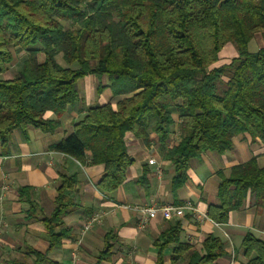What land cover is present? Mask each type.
I'll return each mask as SVG.
<instances>
[{
  "label": "trees",
  "instance_id": "16d2710c",
  "mask_svg": "<svg viewBox=\"0 0 264 264\" xmlns=\"http://www.w3.org/2000/svg\"><path fill=\"white\" fill-rule=\"evenodd\" d=\"M256 36L264 42V0H0V146H8L14 130L53 131L59 123L45 113L59 118L76 106L77 81L93 75L98 89L108 88L118 98L115 108L88 109L53 149L82 165H103L97 189L106 196L123 183L132 163L125 134L145 144L154 134L175 168L176 191L187 180L189 161L202 153L223 154L239 136L264 144V44L248 50ZM228 44L236 56L220 64L219 53ZM22 52L20 71L4 79L6 67ZM173 113L178 141L167 147ZM74 184V177L61 176L54 210L42 219L49 249L70 237L62 219L76 207L65 194ZM248 194L264 210V167L255 159L221 177L207 217L225 223ZM180 231L175 223L158 240L160 247L174 245L173 262L214 264L223 255L218 238L208 236L200 254L179 242ZM241 250L244 260L238 264H264V241L248 234ZM10 264L55 262L25 248Z\"/></svg>",
  "mask_w": 264,
  "mask_h": 264
},
{
  "label": "crops",
  "instance_id": "0c3cea01",
  "mask_svg": "<svg viewBox=\"0 0 264 264\" xmlns=\"http://www.w3.org/2000/svg\"><path fill=\"white\" fill-rule=\"evenodd\" d=\"M256 37L254 41L259 40L256 50L253 48L254 41L251 44L253 51L248 44L251 53L264 44L260 36ZM225 49L229 51V59L236 56L229 45L220 53ZM17 63L12 78L20 71L21 65ZM10 66L2 75L4 79H9L5 74ZM78 81H81L77 88L80 99L76 106L59 118L51 112L45 113V119H57L59 123L53 131L28 127L23 134L14 130L8 146H0V264H10L11 260L19 259L25 248L46 253L55 264H72L74 251L77 253L76 264H186L180 259L173 262V244L160 247L158 243L161 234L175 223L181 230L179 242L187 245L189 250L201 254L202 243L208 236L222 242L223 255L214 264L243 262L241 243L248 234L264 241V210L254 205L250 194L241 208L229 213L223 224L212 222L206 213L208 206L216 204L221 177H227L231 168L252 159L259 167H264V144L239 136L233 138L231 149L223 154L202 153L189 161L187 180L181 188L173 191L175 168L163 158L157 137L150 134L149 144H145L128 132L124 142L132 163L125 170L123 183L104 197L97 189L103 165H82L53 149L73 133L75 124L88 109L107 104L115 108L118 101L108 88H97L98 81L93 75ZM101 84H107L104 78ZM106 90L110 97L116 99L114 102H109L108 98L96 100ZM172 117L175 125L167 147L178 141L177 114L173 113ZM150 159L154 160L153 165L148 164ZM63 175L75 178V184L65 194L76 203V207L62 219L64 226L70 230V237L62 240L61 245L49 249L42 219L49 217L54 210L57 188ZM142 178L145 181L141 183ZM22 189L27 190L24 196H21ZM187 202L207 218L198 219L185 213L181 217L164 220L157 212L144 227H140L142 208H157L164 204L180 207ZM92 215L98 219L83 233L82 225Z\"/></svg>",
  "mask_w": 264,
  "mask_h": 264
},
{
  "label": "built area",
  "instance_id": "2783aa9c",
  "mask_svg": "<svg viewBox=\"0 0 264 264\" xmlns=\"http://www.w3.org/2000/svg\"><path fill=\"white\" fill-rule=\"evenodd\" d=\"M149 165H153L154 164V160L150 159L148 161ZM104 196V195H103ZM105 197V196H104ZM157 212H160L162 215V218L164 220H170L172 217H181L183 216L185 213H189L192 216L197 217L198 219H206V215L200 213L195 207H193L190 203H185L184 205L180 206V207H176L174 205H170V204H164L160 207H145L142 208L141 213V220H140V227H144L146 221L150 218H154L155 214ZM98 217L95 215L90 216L89 218H87L85 220V222L82 225V232L85 233L87 232L91 226L93 225V223H95L97 221ZM80 242V239L77 241V243ZM77 261V253L76 251H74L72 253V264H76Z\"/></svg>",
  "mask_w": 264,
  "mask_h": 264
},
{
  "label": "rangeland",
  "instance_id": "374dc122",
  "mask_svg": "<svg viewBox=\"0 0 264 264\" xmlns=\"http://www.w3.org/2000/svg\"><path fill=\"white\" fill-rule=\"evenodd\" d=\"M257 37H255V39H256ZM255 39H253L251 42H250V51H253V49H252V47H251V44H252V42L255 40ZM258 44H259V40H256V41H254V43H253V48H254V50H256V48H258ZM229 46H231L233 49H234V51H235V47H234V45H231V44H228ZM229 51H228V49H225V50H223L221 53H220V55H219V58H221L220 59V63H222V64H224V63H226V62H228V60H230L229 58ZM235 55H236V51H235ZM24 57H25V53H20V54H18L17 56L16 55H14V59H13V61L11 62V68L10 69H8V71L6 72V74H5V77L6 78H9V79H11L12 78V75L15 73V62H17L18 61V63L17 64H20L21 65V62L23 61V59H24ZM38 59L40 60V61H42L43 60V56L40 54V55H38ZM57 61L61 64V65H63V62L60 60V58L58 59L57 58ZM80 83H81V81H78L77 82V88H79V85H80ZM217 88H218V93L219 94H221L222 93V91L224 90V87H223V85H222V83L221 82H219L218 84H217ZM111 95H110V93H109V91H104L103 93H101L98 97H96V100L98 99H100V100H102V99H104V98H108V101L110 102H114L115 100H114V98L113 97H110Z\"/></svg>",
  "mask_w": 264,
  "mask_h": 264
}]
</instances>
